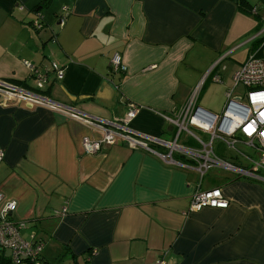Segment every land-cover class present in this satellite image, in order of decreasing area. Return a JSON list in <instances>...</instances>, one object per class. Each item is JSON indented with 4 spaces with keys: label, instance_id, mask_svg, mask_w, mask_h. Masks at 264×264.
<instances>
[{
    "label": "crops",
    "instance_id": "0c3cea01",
    "mask_svg": "<svg viewBox=\"0 0 264 264\" xmlns=\"http://www.w3.org/2000/svg\"><path fill=\"white\" fill-rule=\"evenodd\" d=\"M257 18L231 0H0V81L34 91L23 62L43 71L55 61L64 77L42 96L93 122L121 119L134 104L131 130L172 141L166 119L201 83L197 107L220 115L213 109L264 35ZM115 53L124 72L110 70ZM84 117L0 95V194L16 203L10 219L25 223L21 236L42 245L44 262L264 264V183L210 168L201 189H220L229 205L192 213L196 172L125 144L86 155L82 140L102 131Z\"/></svg>",
    "mask_w": 264,
    "mask_h": 264
},
{
    "label": "built area",
    "instance_id": "2783aa9c",
    "mask_svg": "<svg viewBox=\"0 0 264 264\" xmlns=\"http://www.w3.org/2000/svg\"><path fill=\"white\" fill-rule=\"evenodd\" d=\"M34 26L41 28L40 21H35ZM23 65L31 74L34 91L0 81V95L22 106L45 107L83 121L82 117L85 115L79 110L58 104L41 95V91L49 82H59L63 79L64 68L59 63L50 62L49 67L43 71H38L28 62H23ZM110 70L112 73L125 71L117 53L110 59ZM212 80L218 83L220 77L216 75ZM232 82V87L225 93V104L220 115L214 116L197 107L202 83L197 86L178 114L172 119H166L176 128L172 141L131 130L128 125L139 112L138 106L134 104H128L125 115L112 122L96 119V123L89 117H84L91 127L102 131V139L96 141L84 138L83 152L86 155L96 154L103 144H125L130 149H141L166 165L196 172L198 182L190 198V212L197 213L205 208L226 209L229 202L221 190H202L201 181L210 168L216 167L232 172L240 178L264 183V60L255 54L250 55L235 72ZM239 88L243 92H240ZM102 125H106V128ZM182 135V139L186 141L192 137L196 146L188 147L179 143ZM201 136H204L205 140ZM216 143L233 150L238 162L235 164L220 159L215 153ZM237 145L249 148L254 155L246 154L236 148ZM175 157H179L181 161ZM2 158L3 153L0 152V162ZM15 208V202L5 201L0 194V249L9 252L10 264H49L41 259L40 243L34 242L33 238L32 241L22 238L21 231L26 228L25 223L10 219ZM155 264L166 262L160 259Z\"/></svg>",
    "mask_w": 264,
    "mask_h": 264
},
{
    "label": "rangeland",
    "instance_id": "374dc122",
    "mask_svg": "<svg viewBox=\"0 0 264 264\" xmlns=\"http://www.w3.org/2000/svg\"><path fill=\"white\" fill-rule=\"evenodd\" d=\"M252 6H256L257 7V11L260 13V18L261 20H259L257 18V27L258 29L261 31V30H264V4L260 5L259 4V1L258 0H247ZM258 14V13H257ZM259 15V14H258ZM260 58L262 60H264V46H262V49H261V53H260ZM233 85V82H231V87ZM230 87V88H231ZM239 91L240 92H243L242 89L239 88ZM225 104V96L222 97L220 99V101H218V103L216 104V108L213 109L215 111V114H219L221 113L222 109H223V105ZM204 108V107H203ZM202 139L205 140V137L204 136H201ZM183 138V135L181 136V140ZM190 140L192 141V137H190ZM216 145H218L217 143L214 145V148H217ZM236 148H240L241 151L245 152L246 154H250V155H254V153H252V151L249 149V148H246L244 146H240V145H237ZM215 151L218 153H222L224 154L225 157H230V156H235V153L233 150H230V149H226L224 147V145L220 144L219 145V148L218 150L215 149ZM5 257L8 258L9 257V252H5ZM9 259V258H8ZM1 264V263H0Z\"/></svg>",
    "mask_w": 264,
    "mask_h": 264
},
{
    "label": "trees",
    "instance_id": "16d2710c",
    "mask_svg": "<svg viewBox=\"0 0 264 264\" xmlns=\"http://www.w3.org/2000/svg\"><path fill=\"white\" fill-rule=\"evenodd\" d=\"M236 5L238 11L240 13L250 15L252 14L253 10H256V6H252L247 0H231ZM259 4H264V0H258ZM262 46H264V35L258 38L252 45H251V54H255L256 57L260 58V53ZM261 59V58H260ZM219 76V75H218ZM222 160H226L224 156H218ZM9 258V257H8ZM5 257V252L0 249V263L1 264H10L9 259Z\"/></svg>",
    "mask_w": 264,
    "mask_h": 264
},
{
    "label": "water",
    "instance_id": "95a60500",
    "mask_svg": "<svg viewBox=\"0 0 264 264\" xmlns=\"http://www.w3.org/2000/svg\"><path fill=\"white\" fill-rule=\"evenodd\" d=\"M203 111H204V110H203ZM205 112H207V111H205ZM208 114H210V115L214 116L212 113H209V112H208Z\"/></svg>",
    "mask_w": 264,
    "mask_h": 264
}]
</instances>
